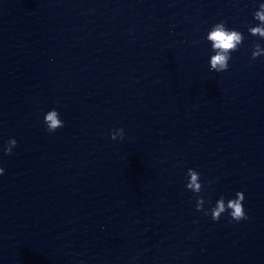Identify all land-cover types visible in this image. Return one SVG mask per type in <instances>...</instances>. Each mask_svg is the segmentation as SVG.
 I'll list each match as a JSON object with an SVG mask.
<instances>
[{"label": "clouds", "instance_id": "9594fccd", "mask_svg": "<svg viewBox=\"0 0 264 264\" xmlns=\"http://www.w3.org/2000/svg\"><path fill=\"white\" fill-rule=\"evenodd\" d=\"M258 9L259 10L253 13V19L259 22L258 25L247 26V30L250 35L264 39V3H260ZM205 39L210 42L211 50L214 53L209 58V70L220 73L228 70L231 53L238 50L239 46L243 43L244 36L238 30L227 28L226 23L220 21L211 27ZM261 56H264V47H261L260 44H255L251 52V58L255 60ZM44 124L46 125V131L49 133H53L58 128L64 127V121L60 119V114L56 109H52L45 114ZM109 135L112 140H122L124 139V129H116ZM16 146L17 140L15 138H10L2 149L3 154L12 155L13 148ZM3 174L4 168L0 167V175ZM187 176L189 179L185 187L193 193L199 194L202 191L199 172L189 168ZM244 199L245 196L243 191H237L234 199H229L226 202L225 198L221 196L213 207L209 210H205V201L203 197L197 196L196 211H204V215H210L213 221H219L222 214L228 212L231 220L239 222L248 219L243 206Z\"/></svg>", "mask_w": 264, "mask_h": 264}]
</instances>
